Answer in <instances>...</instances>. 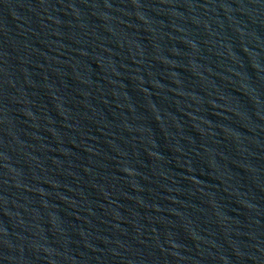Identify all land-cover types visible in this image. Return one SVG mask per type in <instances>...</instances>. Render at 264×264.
Returning a JSON list of instances; mask_svg holds the SVG:
<instances>
[{
  "label": "water",
  "instance_id": "obj_1",
  "mask_svg": "<svg viewBox=\"0 0 264 264\" xmlns=\"http://www.w3.org/2000/svg\"><path fill=\"white\" fill-rule=\"evenodd\" d=\"M0 264H264V0H0Z\"/></svg>",
  "mask_w": 264,
  "mask_h": 264
}]
</instances>
